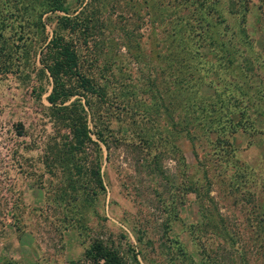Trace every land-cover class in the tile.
Listing matches in <instances>:
<instances>
[{
    "label": "rangeland",
    "instance_id": "1",
    "mask_svg": "<svg viewBox=\"0 0 264 264\" xmlns=\"http://www.w3.org/2000/svg\"><path fill=\"white\" fill-rule=\"evenodd\" d=\"M159 4L169 17L157 10ZM182 7L180 15L189 13ZM173 8L169 0H0V264H86L84 251L97 238L128 264H264V233L262 242L253 237L264 223L253 218V206L264 207V115L250 112L257 131H228L233 151L217 161L218 169L227 167L228 175L244 180L242 191L249 189L251 199L228 184L226 169L216 174L204 144L194 158L191 144L179 140L190 170L198 168L201 175L208 168L213 176L209 194L197 196L181 184L179 161L169 158L165 108L149 112L143 106L152 103L150 90L162 93L169 86L166 41ZM94 11L100 26L83 32V18ZM225 17V39H234L244 26L252 47L245 46L247 55L264 50V0H251L243 23L238 15ZM55 35L72 44L81 74L104 89V98H92L82 77L73 75L65 83L76 86V95L63 104L65 111H51L52 81L42 61L50 63L57 52L50 46ZM159 41L164 47L155 46ZM200 52L213 59L208 47ZM197 67L204 77L203 66ZM213 71L203 81L214 85H202V95L218 88L223 72ZM164 93L169 107V91ZM80 125L100 150L88 144L74 163L54 160L69 155L66 145ZM96 131H102L106 147ZM96 159L101 189L90 183ZM249 170L256 175L252 184L246 180ZM70 180L80 183L76 192Z\"/></svg>",
    "mask_w": 264,
    "mask_h": 264
},
{
    "label": "trees",
    "instance_id": "2",
    "mask_svg": "<svg viewBox=\"0 0 264 264\" xmlns=\"http://www.w3.org/2000/svg\"><path fill=\"white\" fill-rule=\"evenodd\" d=\"M96 1L99 2L100 0ZM159 1L161 0H157V2ZM250 3L251 0H169V4L174 5L170 17L172 16L173 18L175 16L169 23V37L168 41H166V47L169 50L167 60L169 61L170 79L169 86L166 87V90L169 91V107L166 106L165 101L167 96L164 92L166 90L161 93V90L155 85L156 81L153 86L157 89L154 93L151 90L149 93V101L152 103L149 106L145 104L143 106L149 112H157L159 108H165L166 115L169 118V158L179 161L180 171H184L185 179L181 184L190 188L197 196L209 194L208 186L211 184L210 181H213V176L209 175L210 169L208 168L203 170L202 176L198 168L197 172L193 170V173L190 170L193 166L186 163L187 161L179 142L184 140L191 144L194 158H198L196 147L200 148V143L204 144L210 158H215L213 165L217 168V161H225L229 158L227 157L228 153L233 151L226 140L228 131L231 133L239 130L245 133L257 131L255 119L251 117L250 112H254L256 115H264V75L259 73V71L264 70V50L258 53L254 51L250 53V56L247 55L245 46L249 45L250 48L252 47L244 26L234 39H225L223 34L220 33L221 26L225 25L223 28L228 26L225 16L238 15L241 23H243L249 11ZM186 5L187 8H190L188 9L189 13L180 15L183 12L182 6ZM133 8H137L136 5H133ZM156 8L159 11L167 12L161 4ZM166 16L169 17L168 12ZM77 17H75V22H73L74 26L77 24ZM100 24L97 11H94L90 16L83 18L80 26L83 32H89L88 30L92 26H100ZM128 34H132V32L125 29V35ZM140 37L141 35L136 36V41ZM159 45L164 47L162 41L155 44L156 47ZM50 46L55 48L57 52L53 54L50 63L42 61V64L52 81L51 92L47 97L51 111L58 114L65 111L63 104L76 95L73 91L76 86L65 83V80L73 77V75L82 77V87L86 92L91 93L92 98L96 95L101 100L106 96L104 89L94 84V79L90 80L86 75L81 74L78 66V54L70 42L63 41L60 35H55L50 41ZM139 47L140 43L137 41L134 48L139 49ZM206 47L213 54L212 60L205 59L202 52H200V49ZM181 65L190 71L187 72L185 67L180 68ZM199 65L203 66L204 77L198 76L199 67L197 66ZM108 68V65L104 66L105 70ZM173 69L176 70L175 74H173ZM215 69H221L223 72L217 77L218 88L213 92V95H202L200 93L202 85H214L208 79L206 81H203V79L210 76ZM229 70L232 73H228ZM225 71L226 73H224ZM123 94L126 95V93ZM134 94L131 93V95ZM109 102H112L111 98L105 104ZM87 106L90 109L93 107L90 102H87ZM108 106L111 105L109 104ZM153 106L155 109L152 108ZM60 118L61 120L65 118L64 114ZM139 133L142 134L141 132ZM95 136L98 142L105 145L102 131H96ZM141 141L147 142V145L152 144V140L149 138H141ZM69 142L66 145L72 147H69L71 150L69 155L54 158V160L58 159L64 163L65 161L74 163L77 159L76 156L80 152L84 154L88 144H92L100 150L99 145L89 137L86 125L82 127L80 125L75 128L74 139ZM106 149L108 150V147ZM199 162L201 163L202 160ZM99 163L100 161H97V159L93 163L90 183L95 188L101 189L103 183ZM74 166L76 168V166L80 165L75 163ZM80 168L77 167L76 169L81 178L84 173ZM225 169L226 173L223 175L228 178V184L232 185L239 195L243 194L244 197L250 198L249 189L242 191V188H244L242 184H245L244 180L240 181L236 178L234 179L232 175V177L228 175L227 167L217 168L218 172L216 174L221 175ZM249 171L250 173L247 174L246 180L247 184L249 181L252 184L255 182L256 175L251 170ZM195 175H198L199 178H195ZM70 182V189L76 192L80 183L75 180H70ZM251 196L254 198L252 199L253 202L257 200L256 194L252 193ZM254 207L257 213L253 218L258 217L261 222H264L263 205ZM243 214L247 216V211L245 210ZM262 226L253 232L255 241L262 242L264 223ZM223 234H226L225 229H223ZM83 262L86 264H128L116 248L107 246L98 238L94 239L88 249L84 251Z\"/></svg>",
    "mask_w": 264,
    "mask_h": 264
}]
</instances>
